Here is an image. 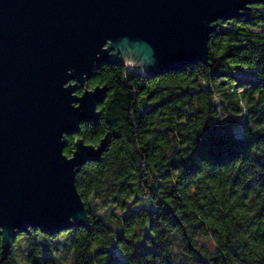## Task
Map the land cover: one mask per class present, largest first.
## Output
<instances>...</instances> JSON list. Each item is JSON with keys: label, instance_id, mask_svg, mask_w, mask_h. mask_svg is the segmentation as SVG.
Here are the masks:
<instances>
[{"label": "trees", "instance_id": "1", "mask_svg": "<svg viewBox=\"0 0 264 264\" xmlns=\"http://www.w3.org/2000/svg\"><path fill=\"white\" fill-rule=\"evenodd\" d=\"M212 26L207 64L93 72L88 88L107 89L100 119L63 149L105 140L75 176L88 228L17 233L6 255L0 237V264H18L24 237L43 239L27 247L30 264L60 245L68 264H264V5Z\"/></svg>", "mask_w": 264, "mask_h": 264}, {"label": "water", "instance_id": "2", "mask_svg": "<svg viewBox=\"0 0 264 264\" xmlns=\"http://www.w3.org/2000/svg\"><path fill=\"white\" fill-rule=\"evenodd\" d=\"M264 0H0V237L88 228L76 189L98 146L65 137L97 124L105 86L88 88L101 65L153 77L207 64L215 22ZM81 91L78 95L77 92Z\"/></svg>", "mask_w": 264, "mask_h": 264}, {"label": "rangeland", "instance_id": "3", "mask_svg": "<svg viewBox=\"0 0 264 264\" xmlns=\"http://www.w3.org/2000/svg\"><path fill=\"white\" fill-rule=\"evenodd\" d=\"M65 240L64 238H61V241ZM43 241L41 237H38L35 241L31 239L30 237H24L19 245L20 249L17 251V262L18 264H30L27 261L26 255L28 254L29 250L27 247L31 245L32 242H38ZM60 252L53 253V254H47L43 250L40 251L39 255L34 259L33 264H43L46 258H49L51 261H53L54 264H68V253L64 251V248L60 245L59 246Z\"/></svg>", "mask_w": 264, "mask_h": 264}]
</instances>
